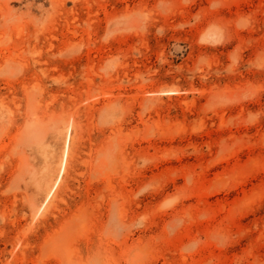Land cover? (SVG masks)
Returning a JSON list of instances; mask_svg holds the SVG:
<instances>
[{
	"label": "rangeland",
	"instance_id": "rangeland-1",
	"mask_svg": "<svg viewBox=\"0 0 264 264\" xmlns=\"http://www.w3.org/2000/svg\"><path fill=\"white\" fill-rule=\"evenodd\" d=\"M0 264H264V0H0Z\"/></svg>",
	"mask_w": 264,
	"mask_h": 264
},
{
	"label": "bare ground",
	"instance_id": "bare-ground-1",
	"mask_svg": "<svg viewBox=\"0 0 264 264\" xmlns=\"http://www.w3.org/2000/svg\"><path fill=\"white\" fill-rule=\"evenodd\" d=\"M167 93H175V94H177V93H180V92L174 91V92H167ZM65 160H66V153L64 151L63 152L62 159H61V162H60V167H63L65 165Z\"/></svg>",
	"mask_w": 264,
	"mask_h": 264
}]
</instances>
